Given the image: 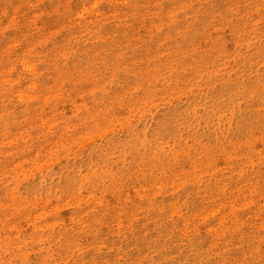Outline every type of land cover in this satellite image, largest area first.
Returning <instances> with one entry per match:
<instances>
[{
	"label": "rangeland",
	"instance_id": "rangeland-1",
	"mask_svg": "<svg viewBox=\"0 0 264 264\" xmlns=\"http://www.w3.org/2000/svg\"><path fill=\"white\" fill-rule=\"evenodd\" d=\"M0 264H264V0H0Z\"/></svg>",
	"mask_w": 264,
	"mask_h": 264
}]
</instances>
